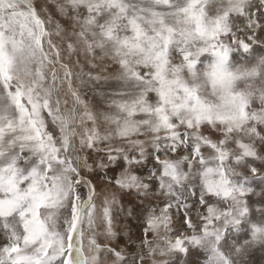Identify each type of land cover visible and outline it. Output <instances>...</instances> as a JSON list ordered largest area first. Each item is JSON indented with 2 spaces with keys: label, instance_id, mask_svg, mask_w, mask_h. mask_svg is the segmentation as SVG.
<instances>
[{
  "label": "snow or ice",
  "instance_id": "1",
  "mask_svg": "<svg viewBox=\"0 0 264 264\" xmlns=\"http://www.w3.org/2000/svg\"><path fill=\"white\" fill-rule=\"evenodd\" d=\"M257 47L264 0H0V264H145L144 249L189 246L206 264H245L264 246L249 216L264 184ZM109 80L103 101L89 97ZM93 176L121 201L135 190L141 252L125 251L131 236L120 247L123 209Z\"/></svg>",
  "mask_w": 264,
  "mask_h": 264
},
{
  "label": "rangeland",
  "instance_id": "2",
  "mask_svg": "<svg viewBox=\"0 0 264 264\" xmlns=\"http://www.w3.org/2000/svg\"><path fill=\"white\" fill-rule=\"evenodd\" d=\"M261 54H264V47H257L256 55L259 56ZM250 55L251 54L242 55L241 52L238 51L233 54V58L235 62L245 63ZM210 59L211 58L209 57V60ZM85 70L87 71V69ZM98 71L99 70L94 71L93 75L98 74ZM99 74L114 75L115 73L113 71L112 73L99 72ZM116 83L117 82L114 80H109L107 82L101 81L99 87H95L91 92H89V97L94 96L98 101H103L104 94L110 91L108 86L109 85L114 86L116 85ZM69 106H71V100H69ZM256 106H258V101L256 102ZM148 147H150V145ZM182 154H187V153H182ZM208 154H210V150L206 149L205 155ZM136 155L138 156L139 153H137ZM154 163H155L154 160H147L142 167L136 166L140 168V172L137 174L142 175L144 178H146L148 173H150L153 170ZM125 167H128V165H125ZM90 178L93 179L94 183L99 184L101 189H104L106 178L101 179L100 177H94V176ZM256 185H257L256 193L255 195L251 196V203H250L249 216L254 217V219L251 220L252 224L264 223V219H262L260 216V212L264 211V196L261 195L262 190H264V184L259 185V182H256ZM104 190L116 196V199L118 201L116 206L117 211L119 212L121 208L123 209V211L120 212L118 218L114 221V226L118 230V235L120 237V247L124 248L125 244L129 242V236H131V242L133 246L131 247L130 250L125 249V251L128 252L129 255H131L132 253L141 252L139 244H140V240L143 239V235H144L142 220L137 219L136 215H132V216L128 215V213L132 211V209L135 207L136 204L141 203L140 200L135 199V190H132L133 191L132 197H124L123 201H121V195H122L121 191H114L112 189H104ZM156 194L159 195V191H157ZM157 203H159V201H157ZM189 203H192V201H189ZM201 211L202 210L199 208V206L191 209L190 217L192 218V221L194 223L199 222V216ZM173 213H174L173 227L175 229H178L177 234L179 233L191 234V229H188L187 226L184 224V220H185L184 215L182 213H176L175 209H173ZM246 232L247 229H245V231L241 233H234V232L229 233L226 242L230 244L234 240L243 241L244 239L248 238ZM148 236L152 238L151 233H148ZM150 237L148 238L151 239ZM174 238L175 235L173 236V239ZM147 251H148L147 249H144V253H142L145 254V264H160L161 261H167L168 262L167 264H174V263L175 264H206V259H207V255L204 252V250L197 246H189L187 253L176 252L171 256H166V255L162 256L159 253L153 255H146ZM202 258H204L205 260L203 259L202 261ZM249 259H251V261H248ZM244 260H245V264H264V246H261L259 244L254 245L252 248L249 249L247 255L244 257Z\"/></svg>",
  "mask_w": 264,
  "mask_h": 264
},
{
  "label": "clouds",
  "instance_id": "3",
  "mask_svg": "<svg viewBox=\"0 0 264 264\" xmlns=\"http://www.w3.org/2000/svg\"><path fill=\"white\" fill-rule=\"evenodd\" d=\"M262 60H264V54L257 56L256 60L252 64L248 65V67L249 68H257L258 70H264V64L261 63ZM233 70H235V69L233 68ZM236 85L238 87V90H240L242 92L246 90L241 81H237Z\"/></svg>",
  "mask_w": 264,
  "mask_h": 264
},
{
  "label": "bare ground",
  "instance_id": "4",
  "mask_svg": "<svg viewBox=\"0 0 264 264\" xmlns=\"http://www.w3.org/2000/svg\"><path fill=\"white\" fill-rule=\"evenodd\" d=\"M86 71V70H85ZM191 218V217H190ZM192 219V218H191ZM150 235V234H149ZM151 236V235H150ZM150 236H148V237H150ZM151 238V237H150ZM0 239L2 240L3 239V236H0ZM147 258V257H146ZM179 259H181V258H179ZM203 259L204 258H202V261H203ZM252 259V258H251ZM251 259H249L248 261H251ZM201 260V259H200ZM205 260V259H204ZM247 260V259H246ZM194 261V260H193ZM148 263V262H147ZM168 263V262H167ZM175 264V263H174Z\"/></svg>",
  "mask_w": 264,
  "mask_h": 264
}]
</instances>
